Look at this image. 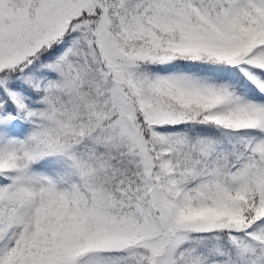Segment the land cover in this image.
<instances>
[{"label": "snow or ice", "instance_id": "1", "mask_svg": "<svg viewBox=\"0 0 264 264\" xmlns=\"http://www.w3.org/2000/svg\"><path fill=\"white\" fill-rule=\"evenodd\" d=\"M0 264H264V0H0Z\"/></svg>", "mask_w": 264, "mask_h": 264}]
</instances>
